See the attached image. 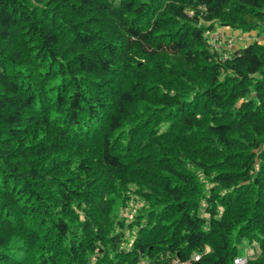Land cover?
Masks as SVG:
<instances>
[{
  "label": "trees",
  "instance_id": "1",
  "mask_svg": "<svg viewBox=\"0 0 264 264\" xmlns=\"http://www.w3.org/2000/svg\"><path fill=\"white\" fill-rule=\"evenodd\" d=\"M223 26L264 0H0V264H264V40Z\"/></svg>",
  "mask_w": 264,
  "mask_h": 264
},
{
  "label": "rangeland",
  "instance_id": "2",
  "mask_svg": "<svg viewBox=\"0 0 264 264\" xmlns=\"http://www.w3.org/2000/svg\"><path fill=\"white\" fill-rule=\"evenodd\" d=\"M210 40L212 44L216 48L221 47H238L243 46L247 44L249 41H251L254 38H258L260 40H264V33L258 36H256V31H247V32H241L238 29H231L229 27H216L211 33H210ZM138 207H140V202L136 200V197L133 198V200L128 201L127 205L120 209L119 212H121L122 215L128 216L129 219H132L133 214H136V211L138 210ZM255 246H251L248 244H241L239 248V254L240 255H246V253H251L254 250Z\"/></svg>",
  "mask_w": 264,
  "mask_h": 264
},
{
  "label": "built area",
  "instance_id": "3",
  "mask_svg": "<svg viewBox=\"0 0 264 264\" xmlns=\"http://www.w3.org/2000/svg\"><path fill=\"white\" fill-rule=\"evenodd\" d=\"M199 258V254L194 255V260H197ZM247 262V255H238L233 259V264H246ZM173 264H191L190 261H178L174 260Z\"/></svg>",
  "mask_w": 264,
  "mask_h": 264
}]
</instances>
